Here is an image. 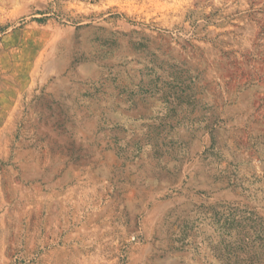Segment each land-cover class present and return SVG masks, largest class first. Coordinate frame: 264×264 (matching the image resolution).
Here are the masks:
<instances>
[{
  "label": "rangeland",
  "instance_id": "rangeland-1",
  "mask_svg": "<svg viewBox=\"0 0 264 264\" xmlns=\"http://www.w3.org/2000/svg\"><path fill=\"white\" fill-rule=\"evenodd\" d=\"M0 264H264V0H0Z\"/></svg>",
  "mask_w": 264,
  "mask_h": 264
}]
</instances>
